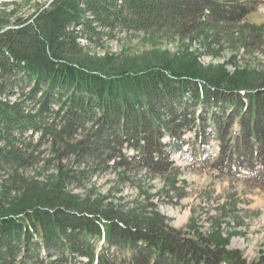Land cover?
<instances>
[{
	"label": "trees",
	"instance_id": "obj_1",
	"mask_svg": "<svg viewBox=\"0 0 264 264\" xmlns=\"http://www.w3.org/2000/svg\"><path fill=\"white\" fill-rule=\"evenodd\" d=\"M229 1L54 0L33 21L0 32V163L19 159L17 136L35 130L38 118L57 106L73 124L97 122L106 135L121 134L120 141L133 151L131 160L146 168L162 172L164 164H174L170 155L188 146L198 161L214 160L222 172L264 188V92L239 81L222 87L226 76L210 81L183 75L170 62L108 73L77 60L79 39L95 35L100 26L140 29L184 16L199 17L203 25L206 11L210 21L216 13L220 20H242L248 10ZM25 89L27 99L38 102L35 112L15 98ZM232 115L239 121L235 132L233 119L227 121ZM188 131L192 136L186 137ZM210 139L219 143L215 157L206 156ZM55 199L24 194L0 212V264H38L35 255L42 250L61 255L50 264L84 258L90 264H118L126 251L134 253L129 264H150L151 258L152 264H245L234 252L184 241L168 228L116 230L112 220L87 215L88 210L70 212ZM96 241L109 246L99 253Z\"/></svg>",
	"mask_w": 264,
	"mask_h": 264
},
{
	"label": "rangeland",
	"instance_id": "obj_2",
	"mask_svg": "<svg viewBox=\"0 0 264 264\" xmlns=\"http://www.w3.org/2000/svg\"><path fill=\"white\" fill-rule=\"evenodd\" d=\"M53 1L0 0L1 30L33 21ZM237 1L248 13L235 22L220 20L218 13L210 21L206 11L203 25L199 17L184 16L141 24L140 29L100 26L95 35L79 39L77 60L108 73L170 62L183 75L210 81L226 76L222 87L239 81L263 93L264 0L229 2ZM17 96L32 112L38 109L37 100L27 99L28 89ZM53 110L38 118L35 130L14 139L20 158L0 163V212L20 203L24 194L45 193L65 210H88L87 215L112 220L116 230L168 228L184 241L234 252L245 264H264L263 187L222 172L214 160L198 161L188 146L170 155L174 164H164L162 172L146 168L131 160L133 151L120 141L121 134L106 135L97 122L73 124L65 113L56 112L57 106ZM228 117L234 122L232 132L237 131L238 118ZM206 150V156L215 157L219 143L210 139ZM96 242L99 253L109 246ZM56 253L42 250L35 256L38 264H50L61 256ZM132 254L121 253L122 261L116 262L129 264ZM75 264L90 263L84 258Z\"/></svg>",
	"mask_w": 264,
	"mask_h": 264
},
{
	"label": "water",
	"instance_id": "obj_3",
	"mask_svg": "<svg viewBox=\"0 0 264 264\" xmlns=\"http://www.w3.org/2000/svg\"><path fill=\"white\" fill-rule=\"evenodd\" d=\"M8 28H10V27H8ZM7 29V28H6ZM5 30V29H4ZM4 30H1L0 32H2V31H4Z\"/></svg>",
	"mask_w": 264,
	"mask_h": 264
}]
</instances>
